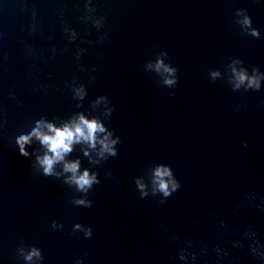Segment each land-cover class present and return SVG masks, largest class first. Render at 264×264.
<instances>
[{
    "label": "water",
    "instance_id": "obj_1",
    "mask_svg": "<svg viewBox=\"0 0 264 264\" xmlns=\"http://www.w3.org/2000/svg\"><path fill=\"white\" fill-rule=\"evenodd\" d=\"M0 264H264V0H0Z\"/></svg>",
    "mask_w": 264,
    "mask_h": 264
}]
</instances>
